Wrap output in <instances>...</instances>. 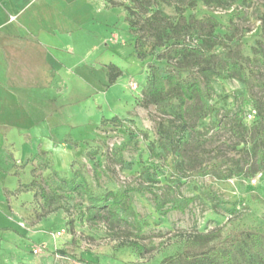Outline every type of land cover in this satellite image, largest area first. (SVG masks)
I'll list each match as a JSON object with an SVG mask.
<instances>
[{"label":"rangeland","instance_id":"374dc122","mask_svg":"<svg viewBox=\"0 0 264 264\" xmlns=\"http://www.w3.org/2000/svg\"><path fill=\"white\" fill-rule=\"evenodd\" d=\"M45 1L29 14L73 26ZM88 2L72 10L81 81L70 75L54 113L24 116L0 150V264H159L182 253L188 234L216 242L248 229L261 231L258 242L242 245L235 264H264V0ZM151 65L192 86L191 96L163 89L160 106L149 102ZM181 119L189 144L176 151L156 124ZM204 167L211 174L193 175ZM73 179L79 191L65 183ZM127 188L142 193H131L120 220H88L86 189ZM131 240L143 258L122 247Z\"/></svg>","mask_w":264,"mask_h":264},{"label":"crops","instance_id":"0c3cea01","mask_svg":"<svg viewBox=\"0 0 264 264\" xmlns=\"http://www.w3.org/2000/svg\"><path fill=\"white\" fill-rule=\"evenodd\" d=\"M38 1L0 0V150L7 147L6 133L23 130L24 116L54 113L57 105L50 102L65 94L70 75L81 81L79 46L74 37L82 28L76 25L79 15L72 11L78 12V0L45 1L53 14L60 9L59 13L72 21L71 28L64 27L60 20L52 27L39 22L44 15H37L38 9L29 14ZM45 6L40 10L45 11ZM94 45L92 55L98 51ZM71 59L75 60L72 66L68 65ZM4 169L0 171H7Z\"/></svg>","mask_w":264,"mask_h":264},{"label":"trees","instance_id":"16d2710c","mask_svg":"<svg viewBox=\"0 0 264 264\" xmlns=\"http://www.w3.org/2000/svg\"><path fill=\"white\" fill-rule=\"evenodd\" d=\"M137 42H141L139 38H137ZM115 68L116 67H114V69ZM150 68L152 71V76L149 82V86L145 92V96L149 102L160 106L164 100L163 96L161 95V91L163 89H165V91L167 89L180 90V92L184 94L183 99H181L183 102L186 97L191 96V91L193 90L192 86L186 87L181 82L173 81L171 77L164 79L161 74V77L157 76L156 73L160 70L156 65H151ZM206 69L210 70L211 67H206ZM120 73V71H117V73L114 74L112 73L110 82L114 83L120 76ZM251 111L256 112V110L254 109L250 110L248 113H250ZM245 121L249 122L248 124H252L253 122L257 121V112L252 121H247V117H245ZM187 126V123L183 119L171 121L167 128L162 121H159L156 124L158 135L176 151L182 150L183 147L189 144L188 140L185 138V133L188 130ZM214 167L216 168L217 165H215ZM54 174L58 176L57 171H54ZM209 174H211V170L208 167H204L193 172V175L196 177H204L208 176ZM65 183L70 185L72 189L77 191H79L82 187L81 184H76L75 179L65 180ZM85 192L87 200L90 203V207L88 209V220L96 222L97 219L100 218L106 224L115 223L120 220L117 212L119 208H130V195L132 192L142 193L140 189L134 190L129 188L121 190L117 193L110 192L106 195L97 196H93L88 193L87 189L85 190ZM54 197L55 202L58 203V201H60L58 195H55ZM157 207L158 210H162V205H160L159 203ZM58 209L59 208L53 211L50 210L48 213H46V216L50 213H54ZM253 231V229L244 230L238 233H234L233 235H230L229 237L216 242L212 241V235L210 234H188L186 235V245L184 246L182 253L174 256H168L162 259L159 264H235V257L242 245L247 244L253 249L256 247L255 245L258 242L257 233L261 231H258L257 233H253ZM122 247L132 249L138 258H143L146 252L145 247L140 245V243H138L137 241L133 240L124 242ZM83 262L84 264H92L90 262Z\"/></svg>","mask_w":264,"mask_h":264},{"label":"built area","instance_id":"2783aa9c","mask_svg":"<svg viewBox=\"0 0 264 264\" xmlns=\"http://www.w3.org/2000/svg\"><path fill=\"white\" fill-rule=\"evenodd\" d=\"M255 114H256V112L255 111H251L250 113H248L247 114V121H252L253 119H254V117H255ZM253 182V184H256V180H253L252 181ZM36 253H38V251H35Z\"/></svg>","mask_w":264,"mask_h":264}]
</instances>
